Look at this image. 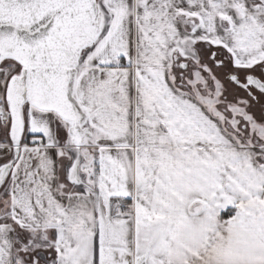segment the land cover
<instances>
[{
	"label": "snow or ice",
	"instance_id": "6c2138e0",
	"mask_svg": "<svg viewBox=\"0 0 264 264\" xmlns=\"http://www.w3.org/2000/svg\"><path fill=\"white\" fill-rule=\"evenodd\" d=\"M0 264H264V0H0Z\"/></svg>",
	"mask_w": 264,
	"mask_h": 264
}]
</instances>
